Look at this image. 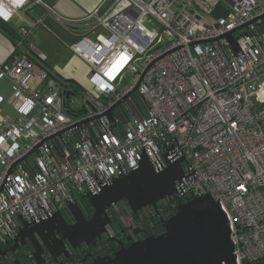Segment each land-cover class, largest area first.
<instances>
[{
    "label": "built area",
    "instance_id": "built-area-1",
    "mask_svg": "<svg viewBox=\"0 0 264 264\" xmlns=\"http://www.w3.org/2000/svg\"><path fill=\"white\" fill-rule=\"evenodd\" d=\"M104 1L64 22L91 23L69 46L91 68L93 90L73 99L79 111L69 108L71 96L66 104L81 118L66 112L70 85L58 83L44 52L12 46L0 61V79L11 81L0 107L14 112L0 116V244L144 156L156 169L183 156L175 196L210 194L228 218L236 264H264V0ZM46 3L0 0V21L33 5L59 18ZM125 73L138 76L119 88ZM122 97L112 124L106 112Z\"/></svg>",
    "mask_w": 264,
    "mask_h": 264
},
{
    "label": "water",
    "instance_id": "water-1",
    "mask_svg": "<svg viewBox=\"0 0 264 264\" xmlns=\"http://www.w3.org/2000/svg\"><path fill=\"white\" fill-rule=\"evenodd\" d=\"M226 38L236 50L230 32ZM68 83L81 87L74 79L59 82L65 88L69 86ZM63 93L66 112L76 116L77 113L66 106L67 98L73 92L64 90ZM122 100L124 97L109 107L106 115L110 120H113L114 109ZM183 159V156L166 159L168 164L156 169L144 156L135 170L86 195L93 207V213L88 219L77 204H69L67 208L76 221L66 225L67 234L63 233L64 237L71 240L75 237L79 240L90 239L93 242L110 221L107 208L121 199H125L134 212L146 205L157 209V202L165 197L171 200L175 197L176 182L183 176ZM59 221L64 222L61 211L23 224H32L34 233L40 236L37 227L45 229L49 225L48 228H52ZM162 225L163 231L157 235H149L128 246L121 245L106 264H236L228 218L210 194L192 196L179 202L175 211L162 221Z\"/></svg>",
    "mask_w": 264,
    "mask_h": 264
},
{
    "label": "flooded vegetation",
    "instance_id": "flooded-vegetation-1",
    "mask_svg": "<svg viewBox=\"0 0 264 264\" xmlns=\"http://www.w3.org/2000/svg\"><path fill=\"white\" fill-rule=\"evenodd\" d=\"M77 37V36H76ZM77 92L78 87H72ZM191 197H167L157 202V209L152 205L132 211L125 199L116 201L107 208L110 221L104 226L92 242L90 239L72 240L64 237L67 226L76 219L65 207L60 210L64 222H57L52 228L37 227L40 236L34 233L32 224H23L13 237L0 244V264H106L121 245L128 246L134 241L149 235L159 234L162 221L168 218L179 202ZM77 204L86 219L93 213L88 197L77 196ZM175 207V208H174Z\"/></svg>",
    "mask_w": 264,
    "mask_h": 264
},
{
    "label": "rangeland",
    "instance_id": "rangeland-1",
    "mask_svg": "<svg viewBox=\"0 0 264 264\" xmlns=\"http://www.w3.org/2000/svg\"><path fill=\"white\" fill-rule=\"evenodd\" d=\"M105 2L106 0L103 2V4H105ZM98 3H99V0L97 1L96 4ZM46 4H47V7L48 6L53 7V4L50 2H47ZM95 5L93 7H95ZM220 8L223 9V7L221 6ZM217 9L218 8H216V10ZM219 11H221V9H219ZM48 14H49V18L54 20L53 17L51 16L53 14L44 12V14H42L41 16L37 18H30L27 15L26 16L24 15L25 17L17 15V16H13L9 21H7L6 24L10 26V30H11V32L9 30L8 32L10 33V39H11V42L13 43L10 46H13L16 48L17 46H19V49L17 48V50L21 53H24L22 49H25V47H28V49L32 51V49H30V46H36V45L31 40L34 35L35 29L40 25H44L43 27L49 33H51L54 37H56V40L58 39L62 44L64 43V45L66 46H42L38 48H40L41 50H43L44 53L47 54V57H48L47 62L49 63L52 74L57 76L61 81H63V79H74L81 86L78 88V92L77 94H75L76 96H71L69 98L70 99L69 108L75 112H78L80 109V106L73 99L74 97H79L80 95L82 96L86 94V92L88 91L91 92L93 90V86L90 83L89 77H88L91 68L86 61H84L79 56H77V54L72 52L69 49V46H71L74 43V41L77 40L79 34L88 30L91 23L85 24L84 26H78V25H72V24L68 26L64 22L68 23L69 16H67L66 14L62 15L61 13L59 15V18L55 20L57 21L58 26H59V28H57L58 31H56L51 26L45 25L44 18ZM54 18L56 17L54 16ZM76 18H79V17H76ZM38 20H40V22H37L35 26L31 27L32 30L28 34H23L20 32V28L24 26L26 23H31V22L38 21ZM144 23L152 29L159 30V25L152 18H149V17L145 18ZM96 31L97 30L89 31L88 36L90 38H94ZM25 54L31 55L28 52ZM133 76L137 78L138 75L134 73H130V74L125 73L123 76V79L119 82V85H118L119 88H123L125 87L126 84L130 83ZM8 107H9L8 110H2L0 112V116L5 112H8L11 115L14 114L12 108L9 105ZM84 115L85 114H80L74 117L73 119L81 118Z\"/></svg>",
    "mask_w": 264,
    "mask_h": 264
},
{
    "label": "crops",
    "instance_id": "crops-1",
    "mask_svg": "<svg viewBox=\"0 0 264 264\" xmlns=\"http://www.w3.org/2000/svg\"><path fill=\"white\" fill-rule=\"evenodd\" d=\"M97 1L98 0H46V2H50L53 4V8L54 10H56L57 13L59 14L62 13V15L66 14L69 17L82 16L84 13L90 11L93 8V6L97 3ZM44 12H45L44 8L40 5H33L28 10L23 11L24 15L25 16L27 15L30 18H37L41 16L42 14H44ZM51 16L53 17L54 20L49 18V14L45 16L44 18L45 25L51 26L54 30L58 31L57 28H59V26H58L57 21H55L57 20V18H54L53 15ZM43 26L44 25L38 26L34 31V35L31 41L36 45L34 46L35 48H37L38 50H41L38 47L66 46L64 45V43L62 44L58 39L56 40V37H54L51 33H49ZM8 30L11 32L10 26L0 21V61L9 60L10 58V50L12 47L10 45L13 43L11 42L10 33L8 32ZM17 48L19 49V46H17ZM22 50L24 51V53L28 52L32 56H35L33 50L32 51L29 50L28 47H25V49H22ZM41 51L43 52V50ZM10 88H11V81L9 80V78L7 77L1 78L0 79V94L3 96H8L10 93ZM1 107H2L1 111L9 109L7 104H3ZM5 113H8V112H5Z\"/></svg>",
    "mask_w": 264,
    "mask_h": 264
},
{
    "label": "bare ground",
    "instance_id": "bare-ground-1",
    "mask_svg": "<svg viewBox=\"0 0 264 264\" xmlns=\"http://www.w3.org/2000/svg\"><path fill=\"white\" fill-rule=\"evenodd\" d=\"M128 36H129V39L130 40H133L134 41V44L135 45H137L138 43H139V41L141 40V37L138 35V34H136V35H134V32H133V29L131 28L129 31H128ZM139 55H142V53H139ZM58 81V83L59 82H61V80L60 79H58L57 80ZM69 85H70V91L71 92H73V93H71L69 96H76L75 94H77V92L74 90V88H72V85H75L76 87H78L79 88V86L78 85H76V84H72V83H68ZM85 95V94H84ZM84 95H80L79 97H83ZM68 96V97H69ZM63 100L65 101V98H63ZM68 102V98H67V101H66V103ZM123 102V100L121 101V103ZM113 120H111V123L112 124H115V121H116V119H115V116H114V112H113ZM115 126H117V125H115Z\"/></svg>",
    "mask_w": 264,
    "mask_h": 264
},
{
    "label": "trees",
    "instance_id": "trees-1",
    "mask_svg": "<svg viewBox=\"0 0 264 264\" xmlns=\"http://www.w3.org/2000/svg\"><path fill=\"white\" fill-rule=\"evenodd\" d=\"M75 85H72V87H74ZM175 208V207H174ZM163 230V227L161 228V230L160 231H162Z\"/></svg>",
    "mask_w": 264,
    "mask_h": 264
}]
</instances>
